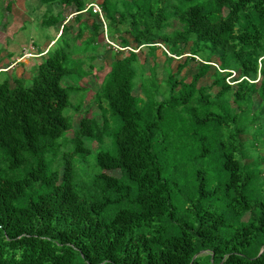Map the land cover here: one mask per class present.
Returning a JSON list of instances; mask_svg holds the SVG:
<instances>
[{
  "label": "trees",
  "instance_id": "trees-1",
  "mask_svg": "<svg viewBox=\"0 0 264 264\" xmlns=\"http://www.w3.org/2000/svg\"><path fill=\"white\" fill-rule=\"evenodd\" d=\"M40 1L76 14L45 12L62 27L30 78L0 71V264H264V157L244 161L264 144V0H102L118 49L93 97L102 122L72 137L81 86L63 80L90 74L103 28L89 0ZM159 44L163 79L136 51Z\"/></svg>",
  "mask_w": 264,
  "mask_h": 264
},
{
  "label": "rangeland",
  "instance_id": "rangeland-1",
  "mask_svg": "<svg viewBox=\"0 0 264 264\" xmlns=\"http://www.w3.org/2000/svg\"><path fill=\"white\" fill-rule=\"evenodd\" d=\"M8 1L9 0H0V71L3 73L5 72L10 79L14 76L28 79L35 74L36 64L41 59V53H44V51L55 42V39L58 37L57 35H59L58 31L60 32V22L54 26L42 23L43 18L47 15L45 12L50 10V13L54 17L57 16L61 21L62 16L68 17L71 8L55 4L52 6L44 5L40 0H12L11 9L7 10L6 4ZM97 1L102 2V0ZM85 16H87L86 13ZM92 19L97 20L95 18ZM178 26V22L174 20L167 30L171 31ZM71 30L74 32L75 27ZM121 34L125 35L124 33ZM106 36L108 40H111V38L108 37L107 30ZM117 36L118 34L114 36L116 42L119 41V37ZM107 38L104 33L100 34L99 42L101 47L96 59L92 62L88 61V56L86 54H81L86 61L83 68L90 72L89 75L87 74L81 79H78L77 72H73L63 80L64 85L71 84L76 86L78 84L81 86L78 91H69L70 106H68L65 111L67 112L73 103L81 104V107L77 112L73 109L68 111V115L72 120V128L67 132V137H72L73 129L78 126L82 117L95 116L100 123L102 122L101 111L94 102L93 97L95 92L100 88L104 76L110 69L114 51L118 49L112 46V44H109ZM147 50L146 47L140 50L136 49L140 62L148 69L149 66L153 64V61H156L158 64L156 68L158 78H165L166 71L164 70V66L166 64L162 48L158 47V49H156V58L148 55ZM125 53L126 49H123V54ZM183 58L184 56L181 59H175L169 65L172 70L176 69V65L178 62H182ZM197 63V58L190 61L179 74V78L184 77L186 81H189L191 74L196 71ZM90 64H92L96 70L90 68ZM211 72L212 71L201 78L198 85H209L212 81ZM210 91L214 93L215 90L212 89ZM134 93L137 95L140 94L139 89L136 88ZM253 99V106L256 108L259 99L256 95ZM259 123L262 125L264 121L261 120ZM262 134L263 133L260 132V135ZM247 138H251L250 133L246 135V139ZM100 147L101 146L97 142L92 143L94 152ZM249 154L250 155L246 157L244 161L252 160L258 155L264 157V144L261 141H256L255 147L249 150ZM260 161L261 166L264 168V159ZM105 172L114 176H119L120 174L119 170H106ZM246 217L247 215L244 216V218Z\"/></svg>",
  "mask_w": 264,
  "mask_h": 264
},
{
  "label": "built area",
  "instance_id": "built-area-1",
  "mask_svg": "<svg viewBox=\"0 0 264 264\" xmlns=\"http://www.w3.org/2000/svg\"><path fill=\"white\" fill-rule=\"evenodd\" d=\"M88 9L91 10L92 13H94L98 17V20H99V22H101V25H102V28H103V31H104L103 33H104L105 37L107 38V36H106L107 25H106V20H105V18L103 16V13H102L101 2H99L97 0L90 1L86 5V8L83 11H87ZM68 19H69V17H67L65 21H67ZM107 42L109 44H112V46L118 48V46L113 41L108 40V38H107ZM159 45L164 51H166L170 55V53L168 52V49L163 44H159ZM212 64L219 69L217 64H215V63H212ZM219 70L220 71H224V70H221V69H219ZM236 77H237L236 72L232 70L231 74L226 78V81L228 83H230V84H234L236 82V80H234V78H236ZM240 79H242V77H240L239 80Z\"/></svg>",
  "mask_w": 264,
  "mask_h": 264
},
{
  "label": "crops",
  "instance_id": "crops-1",
  "mask_svg": "<svg viewBox=\"0 0 264 264\" xmlns=\"http://www.w3.org/2000/svg\"><path fill=\"white\" fill-rule=\"evenodd\" d=\"M90 1H92V0H89V2H90ZM85 13H86V12L83 13V16H84V17H86V16H85ZM75 14H76V12H73L72 10H70V13H69V15H68L69 19H72V18L75 16ZM86 14H87V13H86ZM59 33H60V32L58 31V34H59ZM57 36H58V35H57Z\"/></svg>",
  "mask_w": 264,
  "mask_h": 264
}]
</instances>
